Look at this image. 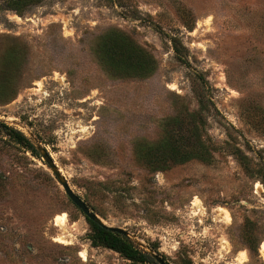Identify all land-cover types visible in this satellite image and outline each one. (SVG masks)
Instances as JSON below:
<instances>
[{
  "label": "rangeland",
  "instance_id": "374dc122",
  "mask_svg": "<svg viewBox=\"0 0 264 264\" xmlns=\"http://www.w3.org/2000/svg\"><path fill=\"white\" fill-rule=\"evenodd\" d=\"M6 1L0 86L15 75L17 94L0 123L36 152L0 124V264H133L91 243L40 149L106 224L168 264H264V0H39L19 13ZM111 30L154 58L150 74L106 69L97 49ZM12 48L18 64L4 65ZM191 112L209 161L154 170L135 157L164 118Z\"/></svg>",
  "mask_w": 264,
  "mask_h": 264
},
{
  "label": "trees",
  "instance_id": "16d2710c",
  "mask_svg": "<svg viewBox=\"0 0 264 264\" xmlns=\"http://www.w3.org/2000/svg\"><path fill=\"white\" fill-rule=\"evenodd\" d=\"M39 0H7V7L16 13L21 12L30 4ZM98 43V53L106 69L113 74L122 76L144 77L155 68L154 58L134 44L130 38L115 30L103 33ZM5 64L17 65L18 57L15 48L7 51ZM5 87L0 86V102H8L17 94L13 85L17 76L5 77ZM189 119L179 116H168L160 125L162 135L154 142L138 145L135 157L152 169H164L171 163H184L191 159L209 161L211 159L209 146L201 135L202 122L195 118V112L188 114ZM188 119V120H186ZM10 139L26 149L36 152L34 144L20 130L0 123ZM88 219V218H87ZM91 225L90 241L94 246H105L118 252L133 264L155 263L151 255L138 248L127 236L112 232L88 219Z\"/></svg>",
  "mask_w": 264,
  "mask_h": 264
},
{
  "label": "water",
  "instance_id": "95a60500",
  "mask_svg": "<svg viewBox=\"0 0 264 264\" xmlns=\"http://www.w3.org/2000/svg\"><path fill=\"white\" fill-rule=\"evenodd\" d=\"M40 151L42 158L44 159L47 166L50 168L52 174L55 176L58 183L61 185L65 194L81 210V212L84 214L86 218L90 219L91 221L102 226L105 229H108L112 232H116L128 237V233L125 229L106 224L104 220L96 212H94L77 193H75L71 189L67 180L62 176L57 165L55 164L51 156L48 154V152L44 151L43 149H40ZM148 253L154 259L155 263L168 264L159 254L155 253L154 251L149 250Z\"/></svg>",
  "mask_w": 264,
  "mask_h": 264
},
{
  "label": "bare ground",
  "instance_id": "6f19581e",
  "mask_svg": "<svg viewBox=\"0 0 264 264\" xmlns=\"http://www.w3.org/2000/svg\"><path fill=\"white\" fill-rule=\"evenodd\" d=\"M174 87H175V86H172V88H174ZM194 205H195V207L201 209L200 201H199L197 198L194 200ZM219 210H221V211L224 212V216H225V218H226L227 220L230 219L229 213H228V211H227L226 209L220 208ZM54 221H55V224H56L57 226L61 227V229L63 230V231H62V236L59 237V238H57V240L60 241V242H66V243L69 242L68 239H65V238L68 237V234H66L67 231H66V229H65V225H66V222H67V217H66L65 212L62 213V214H57V215L54 217ZM105 222H106V221H105ZM261 249H262V251H263V253H264V241L261 243ZM81 255L85 257L84 252H82Z\"/></svg>",
  "mask_w": 264,
  "mask_h": 264
}]
</instances>
